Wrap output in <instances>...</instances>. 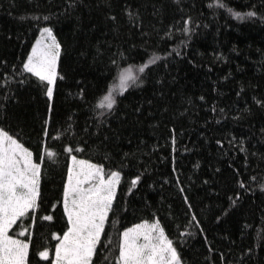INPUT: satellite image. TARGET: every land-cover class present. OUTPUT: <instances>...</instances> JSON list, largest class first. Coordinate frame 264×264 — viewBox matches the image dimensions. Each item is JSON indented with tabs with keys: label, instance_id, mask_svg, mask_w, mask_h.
I'll return each instance as SVG.
<instances>
[{
	"label": "trees",
	"instance_id": "obj_1",
	"mask_svg": "<svg viewBox=\"0 0 264 264\" xmlns=\"http://www.w3.org/2000/svg\"><path fill=\"white\" fill-rule=\"evenodd\" d=\"M85 2L88 7L65 16L57 7L63 0H0V72L11 71L13 65L20 66L38 38L41 27H52L63 49L57 71L65 79H58L54 91L51 103L55 123L50 127L47 140L48 147L58 154L59 163L54 166L45 164V175L41 181L42 214L50 213V205L60 198L66 163L65 146L86 147L85 152L77 153V156L103 163L106 170H115L124 155L129 154L124 159L127 166L123 169L117 192L120 208L128 211L117 210L115 215L110 214L103 242L107 244L110 238L111 245L107 251L101 249L109 261L118 255L119 233L134 224L158 217L166 234L179 245L185 264H222L220 253L225 256L223 264H238L239 257L249 248L253 251L247 264H264V248L260 247L264 244L260 239L264 236V214L261 212L264 195L257 190L254 195H246L242 205L229 215L221 213V209L228 207L224 192L234 186L233 169H240L244 173L241 178L245 180L264 169V162L258 159L264 153V135L260 132L264 128V110L258 108L252 99L254 96L264 98V22L240 23L222 11L208 8L207 5L214 0H183V15H190L194 24L199 25V28H194L196 34L189 46L179 49L184 54L183 58L173 53L167 69H155L140 88L130 89L132 95L125 94L126 99L117 96L118 111L109 117L111 131L104 133L109 140L101 144L102 137H89L81 130L86 121L90 127L93 117L103 119L101 113L107 112L106 109L93 111L92 107L106 94L108 85L118 83L117 69L109 58L119 49L128 57L126 62L119 60L120 67L132 65L134 70L138 69L142 61L136 57V52L145 47V39L149 41V53L155 49L156 55L166 56L177 46L180 33H176V40L165 45L151 33V26L155 25L157 30L171 25L179 27L182 13L177 11L172 0H111V9L105 6L106 0ZM225 2L241 12L248 11L255 4L257 10L264 13V8L259 7L264 0ZM153 4L158 8L163 6L159 16L153 15ZM126 7L132 11L139 10L145 31L150 32L149 38L142 37L139 28L133 26L124 12ZM50 13L49 21L20 19ZM109 15L117 17L115 24L107 19ZM132 45L137 48L133 49ZM97 49L101 55H97ZM5 61L7 69L4 68ZM157 80L162 83H156ZM11 87L15 97L8 104L7 119L0 116V126L14 135L19 134L35 155L40 150L41 127L48 116L49 102L42 90L36 87L25 85L18 88L15 82ZM82 88L85 89L87 103L80 99ZM241 88L244 92L237 97L236 92ZM5 92L7 89L0 88V97ZM161 92L164 93L163 99ZM202 95L205 101L199 100ZM213 104L218 109L225 108L227 119L211 112ZM141 105V112H134V108ZM165 107L167 112H164ZM185 108H190V111L180 117L179 113ZM246 108H251L250 115L243 112ZM234 115H240L241 119L233 120ZM215 120H220V123H215ZM206 121L210 123L206 124ZM68 123L72 127L65 131ZM172 127L177 130L175 150L170 140ZM57 135H60L59 140L54 138ZM232 136L237 140L243 139L244 147L257 154L248 158L250 168H244L245 153L239 151V144L229 145ZM218 139L223 148L216 143ZM106 154L108 160L103 159ZM173 167L177 169L175 173ZM216 168L221 172L216 173ZM140 173H143V179L135 195L126 196L131 179ZM176 176L188 190L207 243L202 235L178 239L180 232L196 233L197 229L183 214L185 208L175 183ZM165 180L169 182L164 183ZM204 180L210 183L204 185ZM215 191H220V197L213 194ZM228 194L231 195V191ZM61 213L62 208L57 207L54 227L37 231L32 252L46 244H55L48 237L63 227ZM217 216H221L219 223L216 222ZM210 247L214 251L210 252ZM30 264H37V257L31 252Z\"/></svg>",
	"mask_w": 264,
	"mask_h": 264
},
{
	"label": "snow or ice",
	"instance_id": "obj_2",
	"mask_svg": "<svg viewBox=\"0 0 264 264\" xmlns=\"http://www.w3.org/2000/svg\"><path fill=\"white\" fill-rule=\"evenodd\" d=\"M172 4L176 6L177 11L182 13L179 27L171 25L159 30L155 25L151 26V33H154L160 42L167 45L169 41L177 39L176 33H180L178 43L175 48L167 53L166 56L155 54V49L149 53V41H143L145 47L136 52V57L142 61L138 69L134 70L132 65L121 68L119 60L127 61L123 52L117 49L109 59L111 65L117 69V84L108 85L106 94H103L92 110L106 109L107 112L101 113L103 119L92 118V124L89 127L86 121V126L81 130L84 135L89 137H102L101 144L109 140V136L105 135V131H111L110 120L114 113L118 111L117 105L119 101L117 96L127 98L125 94L132 95L130 91L133 87L140 88L145 81L148 80L150 74L157 68L167 69L171 61L169 57L175 53V56L183 58V53L179 50L181 47L187 48L196 34L194 28H199L195 25L193 18L188 15H183L184 8L181 7L183 0H172ZM105 6L111 9V0H106ZM62 11L60 14L65 16L74 15L82 8L88 7L85 0H63V3L57 6ZM208 8L214 11H222L230 18L240 22H264V13L257 10V5L250 6L248 11H236L227 5L225 0H214V3H209ZM264 8V4L259 5ZM153 15L159 16L163 6L157 7L153 4ZM126 16L131 20L134 27L139 28L142 37L149 38L150 32L145 31L143 17L139 10L132 11L125 8ZM51 13L43 16H24L20 17L21 21H49ZM113 24L116 23L117 17L109 15L107 17ZM208 27V25H204ZM39 38L31 46L30 52L21 62L20 66L13 65L11 71L0 72V88L7 89V92L0 97V116L7 119L6 111L8 104L13 102L15 93L12 91V83L15 82L18 88L25 85L36 87L42 90L44 96L48 100V116L43 121L41 127V139L39 141L40 150L35 153L25 146L19 134H12L5 127L0 126V264H30V252L37 257V264L46 262V264H185L182 260L181 252L178 250L179 245L174 243L165 232L158 217H154L150 223L145 220L141 223L134 224L131 227L125 228L119 233L120 240L118 244V255L109 261V257L101 252V249L107 251L111 245V239L105 244L106 224L109 221L110 214L115 215L117 210L128 211L127 208H120L117 202V192L121 184L123 169L127 166L124 164V159L128 158L129 154H125L120 164L115 170L107 169L103 163H95L89 159L78 158L77 153H83L86 147H78L69 144L63 148L66 154L65 172L62 175L61 195L60 198L50 205V213L42 214L43 195L41 189V181L45 175V164L58 165V154L48 147L47 140L50 137V127L55 123L53 119V97L54 91L57 88V81L64 80L65 77L58 74V62L61 59L62 45L58 41L53 32V28L44 26L39 29ZM132 48H137L132 45ZM97 55H101L97 49ZM145 56L147 59L145 61ZM191 63V61H189ZM4 68L7 69V62H4ZM109 68L108 72L111 73ZM11 76V80H9ZM228 79V77H225ZM160 84L161 81L157 80ZM244 92V88L236 92V96L240 97ZM79 96L81 100L87 103L85 89H80ZM164 93L161 92L163 99ZM253 103L260 109L264 110V98L253 97ZM200 101H205L202 95ZM152 103L151 100L148 101ZM191 105V101H188ZM142 105L135 107L134 112L140 113ZM211 112L216 115H221L227 119L225 108H217L215 104L211 106ZM168 108H164L167 112ZM190 111V108H185L179 113L180 117L185 116ZM243 112L251 114V108H246ZM151 115V113H149ZM233 120L241 119L240 115L232 116ZM69 122L71 117L68 118ZM210 121H206V124ZM215 123H220V120H215ZM71 123H68V129H71ZM91 129H94L92 131ZM170 140L173 150L177 142V130L172 127L170 130ZM261 135H264V128L260 129ZM183 133L181 132V135ZM59 140L60 135L54 137ZM79 143V142H77ZM216 143L223 148L221 140ZM229 145L233 143L239 144V151L245 153L244 168H250L248 158L256 156L255 152H249L248 148L244 147V140H237L232 136ZM87 146V142H85ZM108 160L106 154L103 157ZM258 159L264 162V153ZM173 160V164H175ZM196 167H199L197 164ZM229 167H232L229 164ZM259 168V165H257ZM175 173L177 169L173 167ZM216 173H220L221 169L216 168ZM244 175L240 169H233V184L234 186L224 192V197L228 201V207L221 209L223 216L229 215L233 210L238 209L246 195L255 194L258 190L264 195V169L256 174L249 175L247 180L241 178ZM258 176L260 177L258 179ZM143 173L137 174L131 179L126 196H134L136 190L141 185ZM169 181L165 180L164 183ZM179 194L182 198L185 211L184 215L188 217V223L197 229L193 232H180L179 237H194L196 235L204 236V241L207 243V236L204 235L202 222L194 210V206L188 190L182 186V181L179 176L175 179ZM210 182L204 180L203 184L208 185ZM252 185H256L253 188ZM231 191V195L228 192ZM220 197V191L213 193ZM57 207L62 208L60 219L64 221L63 227L59 231H53L49 234V241H55L54 245L46 244L41 248L35 247L36 233L40 228L54 227L55 212ZM264 214V209L261 210ZM221 216L216 217V222L219 223ZM43 235V234H42ZM260 239L264 241V236ZM260 247L264 248V244ZM209 251H214L209 248ZM252 249L242 253L239 257L238 264H247L251 259ZM220 259L223 264L225 256L220 253Z\"/></svg>",
	"mask_w": 264,
	"mask_h": 264
},
{
	"label": "rangeland",
	"instance_id": "obj_3",
	"mask_svg": "<svg viewBox=\"0 0 264 264\" xmlns=\"http://www.w3.org/2000/svg\"><path fill=\"white\" fill-rule=\"evenodd\" d=\"M39 35H40V34H39ZM38 38H39V36H38ZM38 38H37V39H38ZM37 39H36V40H37ZM34 43H35V42H34ZM78 158H79V157H78ZM82 159H84V158H82ZM149 222L151 223L152 221H149Z\"/></svg>",
	"mask_w": 264,
	"mask_h": 264
}]
</instances>
